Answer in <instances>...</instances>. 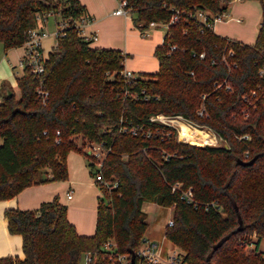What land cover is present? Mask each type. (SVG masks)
<instances>
[{
	"label": "trees",
	"instance_id": "1",
	"mask_svg": "<svg viewBox=\"0 0 264 264\" xmlns=\"http://www.w3.org/2000/svg\"><path fill=\"white\" fill-rule=\"evenodd\" d=\"M233 1L128 0L137 29L170 21L171 8L181 11L155 49L158 71L137 75L131 89L120 75L126 55L94 46L75 28L86 14L80 0H0L5 51L22 47L39 15L71 20L47 58V100L37 92L39 79L25 68L17 78L19 96L10 90L0 103V201L67 181L71 152L85 156L95 177L94 160L78 138L111 148L101 169L110 187L99 185L95 233L79 235L58 197L36 210L6 209L7 230L21 236L23 258L1 257L0 264H81L85 255L112 264L111 250L134 256L148 228L145 203L173 209L165 238L184 264H264V78L258 74L264 66V0H255L261 23L253 45L222 38L190 17L195 10L221 16ZM171 45L177 49L170 51ZM228 48L237 68L223 61ZM225 82L231 91L217 88ZM127 90L144 91L148 99L124 98ZM256 90L261 97H251ZM158 114L208 126L228 149L179 143L175 131L151 138L121 132L138 123L154 134L169 131L147 122ZM243 135L251 139L239 140Z\"/></svg>",
	"mask_w": 264,
	"mask_h": 264
},
{
	"label": "built area",
	"instance_id": "2",
	"mask_svg": "<svg viewBox=\"0 0 264 264\" xmlns=\"http://www.w3.org/2000/svg\"><path fill=\"white\" fill-rule=\"evenodd\" d=\"M118 7L113 12L115 16H122L124 18H132L131 16V8L129 7L128 0H117ZM173 12L170 21L168 22H151L145 28L138 29L139 35L142 38H149L151 33L154 31H159L163 33V36L168 33L169 28L179 21V16L181 15V11L178 9L171 8ZM226 13L221 16H215L211 12L207 10H195L190 17L195 21L196 24L200 25L202 29H210L215 33V25L218 22L223 21ZM53 14H43L39 15L37 18V23L39 21H45L47 17L52 16ZM60 16V15H59ZM61 18V17H60ZM93 19L88 14H85L79 21L74 23L75 28L78 30L81 36L85 37L86 40L96 42L97 37L94 34H89L87 28L93 23ZM240 23V19L236 20ZM71 22L70 19L63 20L61 18V22H59V27L63 25L66 26ZM63 33V29L57 30L55 33L56 38L58 35ZM49 36V33L46 29L39 28L38 25L36 28L30 29L28 31L27 38L23 43L22 47L24 48V56L19 63V67L24 70L28 68L30 73L37 79H39V85L37 92L40 95L43 102H45L48 98V92L44 88L43 75L45 73L47 57L44 54L43 50V40ZM163 37V41H164ZM231 40V39H229ZM177 49V46L171 45L170 51H174ZM196 54H194L195 56ZM201 59L205 58V54L202 53L199 55ZM223 61L227 65L229 69L237 68V62L235 60V53L230 48L227 49V52L224 54ZM261 78H264V66L259 69L258 72ZM121 77L128 83L131 89L135 88V78L137 75L134 72L124 69L120 72ZM225 88L227 91H231V86H229L226 82L218 85L217 88ZM256 91L251 92V97H261L258 96ZM134 90H127L123 93L124 98H134L139 100V98L144 96V91L140 92ZM145 100L148 98L146 96ZM264 99V95H263ZM200 116L204 115V111L200 110L198 113ZM149 124H155L161 126V128L169 129V131L163 130L160 132L158 130L157 133H153L152 130L146 129L142 123L138 124H130L128 127H121V132L129 133L133 136H142L143 138H151L157 137L158 133L164 134L168 132L170 135L173 131L176 133V138L179 143L187 144V145H201V146H227L225 140L220 137L214 130H212L208 126L199 125L193 121L185 119L182 116H171L158 114L150 116L147 120ZM59 135V132L57 133ZM239 140L249 141L251 138L249 135H243L238 137ZM196 141V142H195ZM87 153L93 158L94 166L96 169V176L94 177V182L98 185H102L106 188L110 187L109 182H107L102 173L101 169L103 167V161L106 156L111 152L110 146H108L105 142L95 143L89 142L86 150ZM247 156V154H246ZM117 184H114L116 187ZM72 196L69 195L68 199H71ZM168 226L173 225L172 219L168 222ZM255 237V235H254ZM111 243L106 245V249L111 247ZM254 247V244L252 245ZM134 257V258H133ZM134 259L135 264H184L183 256L178 253L176 250H171V252H166L163 248H160L158 244L148 240L146 237L142 239L141 247L135 251L134 256L131 254H116L113 250L109 254V261L112 264H132V260ZM136 259L138 260L136 262ZM81 264H96L95 259L91 255H85L82 259Z\"/></svg>",
	"mask_w": 264,
	"mask_h": 264
},
{
	"label": "crops",
	"instance_id": "3",
	"mask_svg": "<svg viewBox=\"0 0 264 264\" xmlns=\"http://www.w3.org/2000/svg\"><path fill=\"white\" fill-rule=\"evenodd\" d=\"M80 2L86 7V14L91 16L94 20L93 23L87 28V31L89 34L96 35L97 40L96 42H94V44L97 42L99 43L95 46H97L98 48L116 49L121 51L126 55L124 67L126 68L127 65H129L127 67L130 69L129 71L134 72L143 70L145 68L147 69L151 60L155 63V73L158 71L159 63L154 55V52L156 47L160 46L163 43V33L154 31L151 33V36L149 38H145L149 40L145 41V39L139 35V32L134 25L129 26V18L113 15V12L116 9L107 14V16L104 15L100 5H95L88 0H80ZM119 19H121L122 21L124 20L123 34L125 36V39H105L104 37L102 39H99L96 31L98 23L99 25L105 23V21L122 23ZM45 22L46 20L39 21L37 24L38 27L45 29ZM57 23L58 22H56V24ZM56 32L57 30L54 33H50L48 31L49 36L45 38L43 42H45V40L51 38L52 36H55ZM20 48L21 51L16 54L15 63L11 62L6 57L9 53L11 55L13 53V50H4L5 57H3L2 59V64L8 66L9 69L11 68L13 77H4V75L0 72V90L3 91L0 93V103L3 100V97L6 96L10 90H12L16 94L13 87L11 86L12 84H14L18 89L17 78L22 76L23 74V70L19 67V63L24 56V48ZM43 50L47 58L53 51L52 50L51 52L46 53L44 44ZM135 56L137 58L136 60ZM142 73L144 72H141L140 74ZM134 74L136 75V72H134ZM7 80L11 82L10 86L7 85ZM16 95L19 96V89L18 94ZM67 162L69 176L67 181H55L29 187L24 189L18 196L11 200L0 201V258L6 256H18L21 259L23 258L21 236L11 235L7 230V222L4 217V212L6 209L36 210L41 206L42 203L50 202L56 196H58L60 203L67 206L68 220L76 227L78 234L82 236H92L95 233L98 198L101 194L98 193V187L92 182L90 169L85 158H82L75 152H71L68 155ZM69 195L72 196L71 199H68ZM146 204L147 203L143 205L144 212V207ZM75 212L78 214L77 216L79 219H77V217L75 216ZM145 237L155 244H158V242L155 241V237L153 235H150V237L145 235ZM163 250L169 252L165 245Z\"/></svg>",
	"mask_w": 264,
	"mask_h": 264
},
{
	"label": "rangeland",
	"instance_id": "4",
	"mask_svg": "<svg viewBox=\"0 0 264 264\" xmlns=\"http://www.w3.org/2000/svg\"><path fill=\"white\" fill-rule=\"evenodd\" d=\"M91 3L95 5H100L104 15H107L111 13L113 10H115L118 7L117 0H88ZM228 15V17H224L223 21L218 22L215 25V34L222 38H228L231 40H236L244 44L253 45L256 41V37L259 31L260 23H261V6L258 1L255 0H235L231 2L228 6L227 12L225 16ZM108 16V15H107ZM121 18V17H120ZM240 19V23H237L236 20ZM58 22L56 24V22ZM122 23H115L113 21H105V23L97 25V34L99 39H102L103 37L105 39H112V38H119V40H124L125 36L123 34V21L119 19ZM132 18H129V26H132L134 24ZM59 22H61V18L59 15H52L47 17L45 22V29H47L50 33H54L56 30L65 29L66 26L59 27ZM136 28V27H135ZM137 29V28H136ZM138 30V29H137ZM135 31V30H134ZM149 40V39H145ZM57 38L56 36H52L51 38L45 40L43 44L45 45V52L49 53L51 52L55 46H56ZM99 42L93 44L94 46ZM97 47V46H96ZM113 47V46H111ZM13 50V53L10 55V53L6 56L11 62H16V54L21 51V48H15L11 49ZM5 57L4 54V48L3 45L0 43V72L4 75V77L12 76L13 72H11V68L9 69L8 66L5 64H2V59ZM135 56V60H136ZM130 62V61H129ZM128 63V62H127ZM129 65H127L128 67ZM125 68L127 70H130L129 68ZM155 63L154 61L149 62V66L146 69L140 70V71H134L136 72V75H139L141 72L144 73H155ZM20 71V70H19ZM7 85L10 86V81H6ZM18 94V89L14 84L11 85ZM3 92L0 90V93ZM78 144L83 148V150H86V147L89 142L84 141L82 138L77 139ZM196 146V145H195ZM200 147H204L201 145H197ZM87 152V151H86ZM76 153V152H75ZM82 158H85L84 155L77 153ZM85 160H87L85 158ZM95 161V160H94ZM59 182V181H57ZM92 182L94 185H96L98 188V193L101 194V187L94 182V177H92ZM58 197V196H56ZM59 198V197H58ZM60 201V200H59ZM145 212L147 214V223L148 228L146 232V236L150 237V235H153L155 237V241L158 242V246L160 248L164 249V245L167 247V250L171 252L172 249L176 250L178 253H181L180 250L175 248L168 240L165 238V230L167 227L168 222L173 217V210L172 208H166L161 207L155 203H147L145 205ZM78 214L75 212V216ZM253 240H256V237L253 236ZM164 244V245H163ZM253 249V246L246 247L245 250L249 251ZM259 249L261 251H264V240L261 242ZM183 256V255H182Z\"/></svg>",
	"mask_w": 264,
	"mask_h": 264
},
{
	"label": "water",
	"instance_id": "5",
	"mask_svg": "<svg viewBox=\"0 0 264 264\" xmlns=\"http://www.w3.org/2000/svg\"><path fill=\"white\" fill-rule=\"evenodd\" d=\"M225 147V149H228V147L227 146H224ZM132 264H135V261H134V259L132 260Z\"/></svg>",
	"mask_w": 264,
	"mask_h": 264
}]
</instances>
